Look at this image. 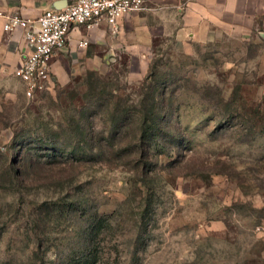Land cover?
Returning <instances> with one entry per match:
<instances>
[{"label": "rangeland", "instance_id": "374dc122", "mask_svg": "<svg viewBox=\"0 0 264 264\" xmlns=\"http://www.w3.org/2000/svg\"><path fill=\"white\" fill-rule=\"evenodd\" d=\"M0 28V264H264V36H160L146 59L93 41L28 99Z\"/></svg>", "mask_w": 264, "mask_h": 264}, {"label": "crops", "instance_id": "0c3cea01", "mask_svg": "<svg viewBox=\"0 0 264 264\" xmlns=\"http://www.w3.org/2000/svg\"><path fill=\"white\" fill-rule=\"evenodd\" d=\"M147 6L146 10L125 15L115 35L111 34L112 30L105 22L90 30L83 26L75 28L70 34L67 48L58 51L52 60L54 75V67L60 57L77 48H87L93 41L108 44L113 54L146 59L154 41L160 36L174 37L188 44L224 34L243 38L258 32L264 36V0H147ZM42 12L22 10L21 16L37 19ZM3 22L0 17L2 29ZM12 33L21 37L22 53L17 50L19 42L14 44L10 41L8 48L4 45L3 51H8L4 52L3 57L5 72L12 69L14 72L23 63L27 51L23 30L17 29ZM86 37L89 39L88 45L80 46V41Z\"/></svg>", "mask_w": 264, "mask_h": 264}, {"label": "built area", "instance_id": "2783aa9c", "mask_svg": "<svg viewBox=\"0 0 264 264\" xmlns=\"http://www.w3.org/2000/svg\"><path fill=\"white\" fill-rule=\"evenodd\" d=\"M148 8L147 0H74L61 8L45 9L37 19L18 13L0 11L6 31L22 29L27 43L23 63L14 71L28 99L51 91L56 83L52 60L67 48L71 32L77 27L94 29L105 22L116 33L120 20L127 14ZM86 37L79 43L86 47Z\"/></svg>", "mask_w": 264, "mask_h": 264}, {"label": "trees", "instance_id": "16d2710c", "mask_svg": "<svg viewBox=\"0 0 264 264\" xmlns=\"http://www.w3.org/2000/svg\"><path fill=\"white\" fill-rule=\"evenodd\" d=\"M47 92H49V91H47ZM43 93H45V92H43ZM40 94H42V93H40ZM34 98H32V99H34ZM142 107L144 109V113H143V120H142V126H141V131H142L141 133L142 134L140 136V140L143 142V139H145V136L148 133V129H150V125L148 126V124H149L148 122L151 121V123H153L157 119L156 117H157V114H158V107L155 109L154 108V105H153V107L151 109H148L149 112H147L148 110L146 108L145 103L142 105ZM145 110H146V112H145ZM151 112H152V115H153V119L152 120L149 119V117L147 116V114H149ZM113 119H114V121H113L114 123L117 122V119L115 118V116L113 117ZM156 135L157 134H153L152 133L151 134V140H154L155 141L156 140V137H157ZM152 145H153V143L150 146H152ZM96 155L97 154H95V153L88 154L87 152H83V153H75L74 155L69 154L67 157L70 156V158H72L73 160H85L86 158H89L90 156H96ZM52 156L53 157H56L58 155H57V153H54ZM62 157L67 158V157H65V155H62ZM11 161L13 163L15 162V161H13V159H11ZM11 165L14 168L13 164H11ZM15 173H17V172H15ZM14 177L19 178L20 177V174L19 175L17 174V176L15 175Z\"/></svg>", "mask_w": 264, "mask_h": 264}]
</instances>
